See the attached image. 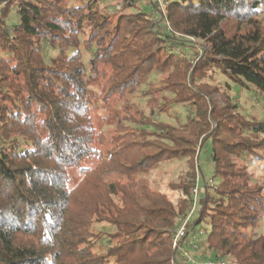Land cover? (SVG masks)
Returning <instances> with one entry per match:
<instances>
[{"label":"trees","instance_id":"obj_1","mask_svg":"<svg viewBox=\"0 0 264 264\" xmlns=\"http://www.w3.org/2000/svg\"><path fill=\"white\" fill-rule=\"evenodd\" d=\"M99 1L0 5V264H180L173 231L187 214L197 153L207 140L215 185L204 182L192 224L209 227L198 251L264 264V236L252 234L264 218V184H249L248 174L249 167L264 170V122L238 111L228 85L220 90L206 81L215 69L264 96V0H169L163 11L178 38L156 30L162 25L142 10L111 16ZM136 1L124 6L133 9ZM182 37L201 44L194 62L178 53L191 47ZM45 46L74 52L64 64H48ZM80 47L93 52L89 72L109 68L101 76L106 101L147 86L153 112L183 105L185 122L175 127L138 111L125 116L128 125L116 124L112 146L102 153L96 147L107 140L92 119ZM156 75L164 76L158 87L146 82ZM172 161L188 168L186 184L174 189L182 195L176 206L134 180ZM73 168L82 176L70 186ZM107 174L125 180L107 182ZM96 222L113 230L115 243L103 254L92 250Z\"/></svg>","mask_w":264,"mask_h":264},{"label":"rangeland","instance_id":"obj_2","mask_svg":"<svg viewBox=\"0 0 264 264\" xmlns=\"http://www.w3.org/2000/svg\"><path fill=\"white\" fill-rule=\"evenodd\" d=\"M124 1L125 0H100L98 3L99 10L102 12L110 13L111 16L119 14L131 15L138 10H142L147 14L149 18L154 21L155 25H159L160 23L163 26H161L160 28L157 26L156 30L163 31L167 26H169L172 31V28L164 15V6L160 8L158 4H153L152 0H137L134 4L135 8L130 9L124 6ZM5 2L6 0H0V5L4 4ZM159 15L162 16V18L164 17L163 22L162 20H159ZM15 17V9L12 8L8 23L12 24L13 22H15ZM85 31L87 32L88 29H85ZM177 35L179 36V34ZM84 38V36H81V40H83ZM182 38L190 41L191 47L186 48L187 53H189L191 57H196L198 50L201 51L200 42L195 39L190 40L185 37ZM80 51L82 53L84 66L87 69L85 81L89 92L92 119L96 131H99L101 134H103V136L107 140V142L103 144V146L96 147L102 153H105L106 150L110 149L112 146V144L110 143V139L115 134L116 124L118 123L125 125V116H136L138 111H142V113L145 115H150L154 122L167 123L175 127H178L180 123L185 122V118L189 113V108L183 105H170L169 107H166L165 105V111L160 115H158L157 112H153L149 105H147V102L151 96L148 94L147 86H142L131 94H125L121 99L115 95L107 99L106 101L105 96L107 94V84L106 79H102L101 76L102 72L109 71V68L107 66L104 67L100 65V74L95 76L92 72H89L88 64L89 59L93 56V52L82 47H80ZM73 52L74 50L62 52V50L59 49V46H56L54 48H51L50 46L44 47V57L48 64L51 62L64 64L67 57ZM191 61L193 62L192 59ZM207 75L208 78L206 79V81L210 85L217 86L220 90H224L226 88V85L230 87V92L228 91L230 96L238 105V111L247 119L259 120L264 122V96L259 94L251 86L242 87L232 82L226 76L221 75L219 72H217L215 69H210L207 72ZM163 77L164 76L161 75L150 76L146 82H154V85L158 87V84L160 80L163 79ZM166 97L168 98V96ZM215 98L219 99L217 95H215ZM158 99V105L163 107L165 102L161 100V96L158 97ZM93 165L94 162H85V166L89 168ZM213 165L214 164L211 157V141L207 140L204 141L199 148L196 158L197 179L195 178L194 184H197L198 188L200 189L199 200L202 197L204 182L206 183L213 176ZM186 174H188V168L184 161H172L164 162L151 167L147 172L136 175L134 177V180L139 183L143 182V184H146L151 191L164 194L168 198V200H170L174 204V206H176L178 205V199L182 195L179 190L174 189L183 187L184 184H186L187 181H184ZM248 174L251 178L249 184H264V170L262 168L255 166L249 167ZM81 176L82 175L78 169H70L69 185L72 186L73 183L81 179ZM116 178H119L121 181L125 180L124 178H121L115 174H107L105 176V180L107 182H112ZM214 185L215 181L213 180L212 186ZM192 188L189 190V199ZM208 193L213 195L214 190L209 189ZM195 217L196 216H194V219ZM197 228H203L204 231H208L209 229V227L204 223H200L199 225H197ZM90 230L93 234V238L91 240V242L93 243V252L103 254L105 253L109 242L110 244L115 243L114 240L110 241L109 234L113 233V230L112 227L107 223H93L90 227ZM252 234L255 239L259 236H264V218L254 228V232ZM199 239L203 241L204 236L199 237ZM198 253L204 254L207 257H211L210 251H204V253H202V251H198ZM224 260L234 263L231 260Z\"/></svg>","mask_w":264,"mask_h":264},{"label":"built area","instance_id":"obj_3","mask_svg":"<svg viewBox=\"0 0 264 264\" xmlns=\"http://www.w3.org/2000/svg\"><path fill=\"white\" fill-rule=\"evenodd\" d=\"M168 1L169 0H152V3L158 4V6L162 8ZM165 30L169 33H172L169 26H167ZM173 35L176 38L179 37L174 32ZM178 53L182 56H186L190 60L192 59L194 62L201 54V51L198 50L196 57H191L182 49L178 50ZM206 185L212 186L213 180L210 178L206 182ZM199 194L200 189L196 184L190 192L187 214L180 219L177 227L173 231L172 248L174 249V251H176L177 259L180 264H234L231 262H227L224 259H211L204 254L197 253L199 242L198 238L205 234L203 228H196L192 226V224L194 223V216H196V212L198 209Z\"/></svg>","mask_w":264,"mask_h":264}]
</instances>
